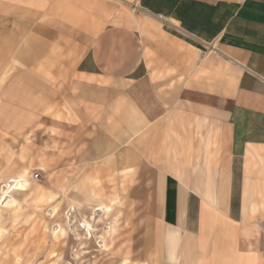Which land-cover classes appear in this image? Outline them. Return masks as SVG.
I'll return each mask as SVG.
<instances>
[{"label":"crops","instance_id":"crops-1","mask_svg":"<svg viewBox=\"0 0 264 264\" xmlns=\"http://www.w3.org/2000/svg\"><path fill=\"white\" fill-rule=\"evenodd\" d=\"M36 132L152 260L264 264V0H0V133Z\"/></svg>","mask_w":264,"mask_h":264},{"label":"rangeland","instance_id":"rangeland-1","mask_svg":"<svg viewBox=\"0 0 264 264\" xmlns=\"http://www.w3.org/2000/svg\"><path fill=\"white\" fill-rule=\"evenodd\" d=\"M38 137L0 133V264H163L152 260L157 246L146 244L141 218L130 228L122 198L121 211L104 213L112 203L101 196L103 183L81 165L67 173L65 160H45L48 134Z\"/></svg>","mask_w":264,"mask_h":264},{"label":"bare ground","instance_id":"bare-ground-1","mask_svg":"<svg viewBox=\"0 0 264 264\" xmlns=\"http://www.w3.org/2000/svg\"><path fill=\"white\" fill-rule=\"evenodd\" d=\"M12 181H14V179L12 180ZM8 192V191H7ZM9 194V193H8ZM85 222V221H84ZM81 223V222H80ZM86 223V222H85ZM81 226V225H80ZM86 226L88 227V230L90 231V224L89 223H87L86 224ZM85 230H86V227H85Z\"/></svg>","mask_w":264,"mask_h":264}]
</instances>
